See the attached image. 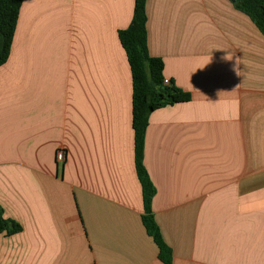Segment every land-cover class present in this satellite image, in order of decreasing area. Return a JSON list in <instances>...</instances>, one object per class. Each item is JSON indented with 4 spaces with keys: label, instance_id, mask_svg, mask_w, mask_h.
I'll list each match as a JSON object with an SVG mask.
<instances>
[{
    "label": "crops",
    "instance_id": "1",
    "mask_svg": "<svg viewBox=\"0 0 264 264\" xmlns=\"http://www.w3.org/2000/svg\"><path fill=\"white\" fill-rule=\"evenodd\" d=\"M135 2H23L0 67V207L23 230L0 235V264H164L142 221L119 40ZM36 13L71 36L66 76L48 92L47 60L33 69L20 41ZM146 13L150 56L191 96L153 112L144 143L172 264H264V35L230 0H148Z\"/></svg>",
    "mask_w": 264,
    "mask_h": 264
},
{
    "label": "trees",
    "instance_id": "2",
    "mask_svg": "<svg viewBox=\"0 0 264 264\" xmlns=\"http://www.w3.org/2000/svg\"><path fill=\"white\" fill-rule=\"evenodd\" d=\"M26 0H0V67L10 57L11 47L15 42L17 26L23 2ZM148 0H136L134 16L130 27L119 32V40L125 49L131 69L133 86L132 126L135 132L136 173L142 185L144 212L142 221L149 236L159 249V260L172 264L173 252L163 239L161 229L153 216V198L155 186L144 165V143L150 115L160 109L187 103L191 96L179 90L170 82L165 84L164 63L149 54L147 37ZM237 11L247 16L264 35V0H230ZM23 227L8 220L0 207V235L7 237L22 232Z\"/></svg>",
    "mask_w": 264,
    "mask_h": 264
},
{
    "label": "rangeland",
    "instance_id": "3",
    "mask_svg": "<svg viewBox=\"0 0 264 264\" xmlns=\"http://www.w3.org/2000/svg\"><path fill=\"white\" fill-rule=\"evenodd\" d=\"M47 18L48 17L44 16V18L38 20L37 13L34 15L31 14L28 23L27 24L25 23L26 25L23 24L22 34L20 39L23 49H26L29 43L33 44V45L31 44V47L29 48L31 49V51H28V53L31 56V59L34 60V65L32 66L33 69L35 67V59L38 60L39 58L43 62L47 60L46 71L43 74L44 92H48L52 89V86H54L56 79L55 75L57 76V74H59L58 76L59 86L62 85L63 79L66 76L65 74L63 75V73L65 71H68L67 62L69 60H68L67 46L69 45L71 38L70 33H68L66 29L67 27L65 22H63L61 27L57 30L56 27H53V24L49 25L50 22H46L45 24H43V21H46ZM77 32L78 35L81 33L80 27H78ZM36 49L38 50V52L36 51ZM54 49L55 51L57 49L58 53H56L55 59L52 60L50 54H52V51ZM21 54L22 52L20 51V57ZM57 88L58 87H55L54 90H57Z\"/></svg>",
    "mask_w": 264,
    "mask_h": 264
},
{
    "label": "built area",
    "instance_id": "4",
    "mask_svg": "<svg viewBox=\"0 0 264 264\" xmlns=\"http://www.w3.org/2000/svg\"><path fill=\"white\" fill-rule=\"evenodd\" d=\"M165 84H169L168 80L164 81ZM56 159L58 163H64L66 159V152L63 149H59L56 154Z\"/></svg>",
    "mask_w": 264,
    "mask_h": 264
},
{
    "label": "clouds",
    "instance_id": "5",
    "mask_svg": "<svg viewBox=\"0 0 264 264\" xmlns=\"http://www.w3.org/2000/svg\"><path fill=\"white\" fill-rule=\"evenodd\" d=\"M226 59H231V56H230V55L227 56ZM237 63H238V62H237ZM234 70H237V69L234 68ZM237 74L239 75V71H238V70H237Z\"/></svg>",
    "mask_w": 264,
    "mask_h": 264
}]
</instances>
